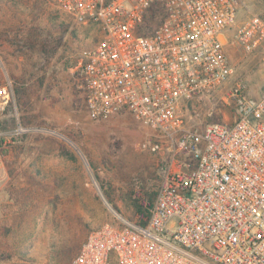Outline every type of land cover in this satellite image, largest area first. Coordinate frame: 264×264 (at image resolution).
<instances>
[{"label":"built area","instance_id":"2783aa9c","mask_svg":"<svg viewBox=\"0 0 264 264\" xmlns=\"http://www.w3.org/2000/svg\"><path fill=\"white\" fill-rule=\"evenodd\" d=\"M55 3L102 34L76 65L89 116L128 113L160 135L144 147L167 155L146 224L117 216V225L88 233L70 264H264V95L249 97L236 83L233 121L201 132L183 116L184 105L215 96L231 77L225 35L240 1ZM152 6L164 17L150 35H138ZM232 37L254 51L264 42V20L246 18ZM8 97L1 87L0 105Z\"/></svg>","mask_w":264,"mask_h":264},{"label":"rangeland","instance_id":"374dc122","mask_svg":"<svg viewBox=\"0 0 264 264\" xmlns=\"http://www.w3.org/2000/svg\"><path fill=\"white\" fill-rule=\"evenodd\" d=\"M225 35L232 74L213 97L183 106L198 132L231 123V92L264 95V42L243 51L233 40L250 16L264 20V0H239ZM102 37L74 23L55 0H0V264H70L88 233L139 221L134 204L153 203L167 162L144 147L159 133L128 113L92 119L76 72L80 52Z\"/></svg>","mask_w":264,"mask_h":264},{"label":"trees","instance_id":"16d2710c","mask_svg":"<svg viewBox=\"0 0 264 264\" xmlns=\"http://www.w3.org/2000/svg\"><path fill=\"white\" fill-rule=\"evenodd\" d=\"M164 15L160 8L152 6L149 13L144 17L143 22L138 26V35L148 36L161 23ZM153 203H148L146 207L134 204L135 212L139 215V224L145 225L149 216V210ZM72 261V260H71ZM71 263V262H70Z\"/></svg>","mask_w":264,"mask_h":264}]
</instances>
